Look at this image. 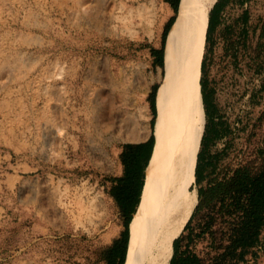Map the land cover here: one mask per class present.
<instances>
[{"label":"rangeland","instance_id":"1","mask_svg":"<svg viewBox=\"0 0 264 264\" xmlns=\"http://www.w3.org/2000/svg\"><path fill=\"white\" fill-rule=\"evenodd\" d=\"M217 2L197 40L219 119L231 126L212 147V179L254 159L264 142V0L226 11L228 24L250 13L243 51L231 49L238 34L224 38L223 27L203 45ZM172 18L168 0H0V264H109L126 222L109 190L124 146L142 143L118 134L133 119L153 128L163 69L152 50L163 49ZM193 214L182 217L179 238ZM209 243L196 247L204 257ZM257 255L247 264H264V246Z\"/></svg>","mask_w":264,"mask_h":264},{"label":"trees","instance_id":"2","mask_svg":"<svg viewBox=\"0 0 264 264\" xmlns=\"http://www.w3.org/2000/svg\"><path fill=\"white\" fill-rule=\"evenodd\" d=\"M168 2L177 14L180 0H168ZM249 2L251 0H218L210 13L207 22L208 31L202 39L203 45L206 43L207 36V45L211 48L214 34L223 27L222 36L224 38L233 37L234 33L238 34L237 39L232 41L231 49L234 51L248 49L249 11L244 10L233 24H228L225 14L230 6L243 7ZM174 23L175 18H172L171 25L164 35L163 49L152 50L161 68L164 64L167 36ZM237 27L240 29L239 33H237ZM200 36L201 32L198 40ZM259 37L264 38V29ZM197 49L199 52L198 43ZM236 58L238 59V55ZM206 60L205 57L202 62L200 84L207 123L195 171L196 184L199 186V202L181 237L174 242V255L170 264H247L248 256L256 261L258 259L257 248L264 246L262 239L264 232V142L254 159H249L234 169L228 168L219 173L217 178L212 179L211 172L217 171L214 169L215 154L212 153V147L217 140L222 139L231 126L219 119L218 108L214 103L216 90L210 88L204 79ZM260 90L264 92V83ZM156 92L157 90L151 98V108L154 114L153 126L156 117ZM262 117H264V112ZM154 146L153 135L147 143L124 146L121 162L125 167V175L123 178L112 180L113 185L109 194L117 202L126 219L125 231L109 250V264L125 263L129 225L133 215L140 211L139 203L144 185V172ZM203 212H207L206 221L193 225L195 217ZM217 226L222 227L221 234L224 240L217 239ZM205 239L210 241L209 246L213 255L204 257L196 247L201 240Z\"/></svg>","mask_w":264,"mask_h":264},{"label":"bare ground","instance_id":"3","mask_svg":"<svg viewBox=\"0 0 264 264\" xmlns=\"http://www.w3.org/2000/svg\"><path fill=\"white\" fill-rule=\"evenodd\" d=\"M211 3L212 0L180 1L167 39L153 128L146 126V120L133 119L125 133L116 130L119 137L128 141L144 142L152 134L155 142L151 161L144 172L141 211L129 226L124 264H170L173 258L184 210L179 195L193 180L206 126L197 40ZM99 118L101 123V116ZM104 121L103 116L102 123ZM139 131L142 132L139 134ZM195 207L196 203H192L190 212Z\"/></svg>","mask_w":264,"mask_h":264},{"label":"crops","instance_id":"4","mask_svg":"<svg viewBox=\"0 0 264 264\" xmlns=\"http://www.w3.org/2000/svg\"><path fill=\"white\" fill-rule=\"evenodd\" d=\"M181 1V0H180ZM179 5H180V2H179ZM216 5V4H215ZM214 5V6H215ZM173 8V7H172ZM214 8V7H213ZM213 8H212V10H213ZM179 9V8H178ZM211 10V11H212ZM211 11L209 12V15H208V17H207V20H206V27H207V22H208V19H209V17H210V13H211ZM175 16H176V12H175ZM174 26V24L172 25V27ZM172 27H171V29H172ZM171 29H170V31H171ZM205 31L207 32L208 30L205 28ZM205 31H204V34H205ZM204 34H203V36H202V39H203V37H204ZM169 35V34H168ZM168 37V36H167ZM199 55H200V59H201V54L199 53ZM155 59V58H154ZM203 60H204V58H203ZM203 60H202V62H203ZM201 72H202V68H201ZM201 77H202V73H201ZM202 91V90H201ZM157 93V92H156ZM203 97V96H202ZM151 135V134H150ZM149 140L147 139L146 141H144V142H142V143H147ZM139 144V143H138ZM152 155H153V151H152V154H151V157H150V160H149V162H148V164L150 163V161H151V158H152ZM122 163V162H121ZM122 166H123V171H122V173L120 174V175H118L116 178H123L124 177V175H125V167H124V165L122 164ZM196 167H197V162L195 163V168H194V174H193V182H194V185H191V184H189V186L187 187V186H185L184 188H182V190H181V192H180V195H179V199H180V201H181V203L183 204V207H184V210H183V214H182V217H184V215H186L185 217H186V221L190 218V216L194 213V211H195V209L193 210V211H191L190 212V210H191V201H192V198L194 197V196H198V189L195 187V181H196V178H195V171H196ZM141 195H142V193H141ZM140 202H141V198H140ZM139 205H140V203H139ZM139 205H138V207H139ZM138 207H137V209H138ZM137 211V210H136ZM136 213V212H135ZM135 215V214H134ZM133 215V216H134ZM263 240H264V232H263V238H262Z\"/></svg>","mask_w":264,"mask_h":264},{"label":"built area","instance_id":"5","mask_svg":"<svg viewBox=\"0 0 264 264\" xmlns=\"http://www.w3.org/2000/svg\"><path fill=\"white\" fill-rule=\"evenodd\" d=\"M261 249H262V247H258V248H257V250H261Z\"/></svg>","mask_w":264,"mask_h":264}]
</instances>
